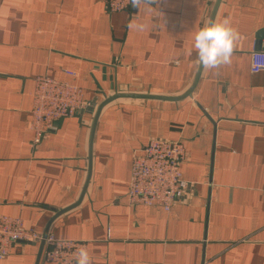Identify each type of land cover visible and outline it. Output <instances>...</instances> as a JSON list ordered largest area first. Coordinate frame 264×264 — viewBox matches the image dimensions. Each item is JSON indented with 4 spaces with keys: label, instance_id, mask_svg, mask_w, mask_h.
<instances>
[{
    "label": "crops",
    "instance_id": "0c3cea01",
    "mask_svg": "<svg viewBox=\"0 0 264 264\" xmlns=\"http://www.w3.org/2000/svg\"><path fill=\"white\" fill-rule=\"evenodd\" d=\"M217 0H157L107 10L104 0H0V215L54 240L85 242L92 264H264V0H222L215 21L239 33L232 63L199 67L195 32ZM134 18L147 30H130ZM263 46V45H262ZM86 108L33 145L35 79L70 80ZM152 138L180 142L189 187L171 212L128 201L133 156ZM40 243L17 244L0 264H36ZM48 246L45 247V249ZM40 264L47 263L41 258Z\"/></svg>",
    "mask_w": 264,
    "mask_h": 264
},
{
    "label": "built area",
    "instance_id": "2783aa9c",
    "mask_svg": "<svg viewBox=\"0 0 264 264\" xmlns=\"http://www.w3.org/2000/svg\"><path fill=\"white\" fill-rule=\"evenodd\" d=\"M111 13L127 11L129 0H104ZM251 73L264 72V51L251 54ZM70 80H58L49 76L35 79L32 92L30 129L34 133L33 145H39L44 136L55 131L59 122L72 118L86 108L82 89L73 80L76 74L64 71ZM186 158L185 147L180 142L152 138L133 156L128 201L134 206H144L171 212L172 207L189 187L182 173ZM42 234L27 229L21 218L0 215V260L9 256L20 243H40ZM42 257L51 264H76L74 253L85 242L54 240L47 237Z\"/></svg>",
    "mask_w": 264,
    "mask_h": 264
},
{
    "label": "clouds",
    "instance_id": "9594fccd",
    "mask_svg": "<svg viewBox=\"0 0 264 264\" xmlns=\"http://www.w3.org/2000/svg\"><path fill=\"white\" fill-rule=\"evenodd\" d=\"M132 7L137 9H151L157 0H129ZM128 28L133 31L143 32L147 30L148 24L134 18L129 22ZM239 40L238 31L232 26L230 17H225L217 22L209 20L205 25L195 32L191 49L196 53V63L204 69L214 70L232 63L236 42ZM76 264H92L88 249L79 247L74 253Z\"/></svg>",
    "mask_w": 264,
    "mask_h": 264
},
{
    "label": "water",
    "instance_id": "95a60500",
    "mask_svg": "<svg viewBox=\"0 0 264 264\" xmlns=\"http://www.w3.org/2000/svg\"><path fill=\"white\" fill-rule=\"evenodd\" d=\"M222 0H217L216 2V5H215V8L212 12V16H211V20H214L215 16H216V11L218 9V6L219 4L221 3ZM258 38L262 39V41H264V30L260 31L257 35ZM263 45V46H262ZM259 49H263L264 50V43L263 44H259L258 46ZM201 72H202V66L199 67V70H198V73L196 75V78H195V81L192 85V87L188 90V92H186L184 94V96L180 97V98H157V97H152V96H146V95H136V94H116L114 96H111L109 98H107L104 102H102L100 104V106L98 107L96 113H95V116H94V120H93V124H92V130H91V138H90V153H89V160L91 162V155H92V141H93V137H94V133H95V128H96V124H97V121H98V118H99V115L102 111V109L108 105L109 103H111L112 101L116 100V99H120V98H134V99H164V100H168V101H179V100H182L184 98H187V97H191L192 96V93L200 79V76H201ZM90 177H91V170H89V173H88V178H87V181H86V184H85V187H84V190H83V194L80 198V200L74 204L72 207L66 209V210H62L60 211L54 218L51 222H49V224L47 225L45 231L43 232V235H42V240L40 242V247H39V254H38V258H37V261H36V264H40V261H41V258H42V254H43V251H44V248H45V244H46V239L48 237V231H49V227L50 225L52 224V222L55 220V218H57L58 216L68 212L69 210L77 207L83 200V197H84V194L86 193V190H87V187H88V184H89V181H90Z\"/></svg>",
    "mask_w": 264,
    "mask_h": 264
}]
</instances>
